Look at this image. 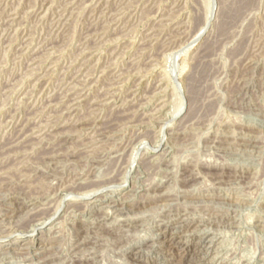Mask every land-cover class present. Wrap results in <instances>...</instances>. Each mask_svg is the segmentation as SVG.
Here are the masks:
<instances>
[{
	"label": "rangeland",
	"instance_id": "1",
	"mask_svg": "<svg viewBox=\"0 0 264 264\" xmlns=\"http://www.w3.org/2000/svg\"><path fill=\"white\" fill-rule=\"evenodd\" d=\"M0 264H264V0H0Z\"/></svg>",
	"mask_w": 264,
	"mask_h": 264
},
{
	"label": "bare ground",
	"instance_id": "2",
	"mask_svg": "<svg viewBox=\"0 0 264 264\" xmlns=\"http://www.w3.org/2000/svg\"><path fill=\"white\" fill-rule=\"evenodd\" d=\"M232 2H233V1H232ZM237 4H238V3H237ZM239 4H240V3H239ZM235 12H236L235 9L229 11L230 14L235 13ZM123 202H124V201H123ZM132 212H133V211H132ZM177 218H178V217H177ZM181 218H182V217H181ZM183 220H184V218H183ZM186 235H187V234H186ZM211 240H212V239H211ZM191 257H192V256H191Z\"/></svg>",
	"mask_w": 264,
	"mask_h": 264
}]
</instances>
